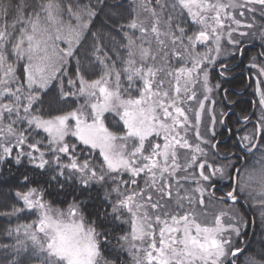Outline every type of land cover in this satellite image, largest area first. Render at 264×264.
<instances>
[{
	"label": "snow or ice",
	"instance_id": "1",
	"mask_svg": "<svg viewBox=\"0 0 264 264\" xmlns=\"http://www.w3.org/2000/svg\"><path fill=\"white\" fill-rule=\"evenodd\" d=\"M107 7L0 0V163L24 169L22 206L3 215L35 217L6 230L0 264H264V240H240L245 207L264 222V50L250 63L260 116L235 151H221L215 114L205 123L210 71L223 77L243 38L264 49V0H140L114 24L126 41L115 57L93 30ZM100 190L111 212L90 210ZM213 201L228 209L208 222ZM106 221L127 225L119 250Z\"/></svg>",
	"mask_w": 264,
	"mask_h": 264
},
{
	"label": "trees",
	"instance_id": "2",
	"mask_svg": "<svg viewBox=\"0 0 264 264\" xmlns=\"http://www.w3.org/2000/svg\"><path fill=\"white\" fill-rule=\"evenodd\" d=\"M95 3V0H93ZM140 0H106V3L109 5V7L104 8L103 12L100 14L99 19L96 21L95 28L93 30L99 31L101 34V44L104 46L105 50L109 52V55H112L115 57L116 50L119 48V45L121 43H126V41L123 40V32L119 30L117 26H114L115 23L119 24H126L128 20L132 17L134 14L133 9L137 8V5L139 4ZM145 3L148 2V0H144ZM119 4L120 7L117 8L116 5ZM155 5V0H151V6ZM113 13H116V15H113ZM111 17V18H110ZM127 31V29H124ZM139 35V33H137ZM244 43H252L254 45H258L261 48V42L257 38L255 40L250 38H243ZM243 43V44H244ZM91 41H89V44L86 46V48H90ZM120 51H123L120 49ZM82 59L85 63H87L88 59V53L86 51L81 52ZM72 69H70V72ZM91 78H95V76H91ZM217 84L216 80L214 79V76H211L210 74V86L213 87V92L210 94V100L205 102L206 107V113H205V119L207 117V120H205L206 124L211 120V115L215 114L217 118V123L215 125V130L217 132L216 139L219 137L218 131H217V125L219 123V117L217 116V109H218V102L220 99V95L217 92V89L215 88V85ZM54 93L52 97L46 98L45 107H48V100L54 98ZM200 98L202 99L203 96L201 95ZM215 101V104L212 103V101ZM82 102V101H81ZM74 104L68 103V104H56L55 102L52 103V109L55 110L58 107L63 108H70L74 107ZM210 122L208 123V125ZM234 139L232 137V142L228 143V147H222L221 151H228L232 150L235 151V145L233 144ZM31 167V166H27ZM24 169L20 166H17L15 164L10 163H0V245H9L11 246L13 243H15V235L8 236L7 235V229H14L18 224H26L31 223L35 217L28 213L27 211L22 212L18 215H12L7 216L3 215V213L11 212L12 207L15 204L16 207H20L19 203L17 204V201L15 200L14 192L17 190V182L16 179L20 174V171H23ZM227 181H218L217 185H227ZM51 191V189H50ZM48 199H53L54 197H47ZM13 200V202L11 201ZM63 197L57 198V203L59 206L66 207V204H60V201H63ZM71 197H69L70 201ZM227 208L228 205L217 203L216 201H213L210 203L207 207L208 214L207 217L213 218V215L215 214V209L218 208ZM90 210L92 212L100 211L101 214L104 211L111 212V207L108 204L107 201L103 200V190H100V195L97 197L94 193V199L89 204ZM248 207L249 210V216L242 210V214L245 217L246 225L242 228L243 233L246 235H243V241H250L253 244V247H258L261 242V228L259 226V222L257 220V217L255 213H253L252 209ZM214 208V209H213ZM93 219H95V216H93ZM119 224V222H117ZM105 227L108 228L109 231L113 232V236L111 238L112 245L117 246L118 249V241L117 237H119L122 234L121 229L127 230V225H120L117 227L116 225L109 224L108 221L105 222ZM263 233V231H262ZM121 259L123 260L126 258L127 254L125 252H121ZM12 256L11 249H9L7 252L0 247V262L5 261L6 259L10 258Z\"/></svg>",
	"mask_w": 264,
	"mask_h": 264
},
{
	"label": "flooded vegetation",
	"instance_id": "3",
	"mask_svg": "<svg viewBox=\"0 0 264 264\" xmlns=\"http://www.w3.org/2000/svg\"><path fill=\"white\" fill-rule=\"evenodd\" d=\"M241 47L245 49L243 55L237 54L235 57L227 56L225 62L228 64L229 70L223 77L219 75V64L210 71L211 76H214L217 84L221 85L217 89L220 95L217 116L219 117V121L223 119L224 123L221 124L219 122L216 127L219 134L217 140L221 142L220 148L228 147V143L232 142V137L234 139L233 144L235 145L238 140L237 136L251 131L253 124L260 116L259 97L255 91L258 77L256 69L250 68V63L252 62V58L257 57V54L264 49L252 43H244ZM257 62H260L259 59ZM224 89H227L226 96ZM221 113L224 115L221 116ZM245 116L250 118V122H244L243 117ZM224 140L225 142L222 143ZM217 186L221 187L217 191V196L227 190L226 185ZM243 211L249 216L248 208L247 210L244 208Z\"/></svg>",
	"mask_w": 264,
	"mask_h": 264
},
{
	"label": "rangeland",
	"instance_id": "4",
	"mask_svg": "<svg viewBox=\"0 0 264 264\" xmlns=\"http://www.w3.org/2000/svg\"><path fill=\"white\" fill-rule=\"evenodd\" d=\"M205 120H207V117H206V119ZM210 121H209V119H208V122H207V124L209 123ZM206 123V122H205ZM210 125V124H209ZM250 132V131H249ZM243 135V134H242ZM241 135H238L237 136V139H239V137H240ZM11 201L13 202V200L11 199ZM17 204H18V202H17ZM19 205H20V207L22 206V204L21 203H19ZM251 209H252V211H253V213H255V215H256V217H257V220H258V222H259V226H260V228H261V230L263 231V233H262V231H261V240H264V222H262V220H261V217H260V214H259V211L256 209V208H253V207H251V206H249ZM214 209V208H213ZM222 208H220V206H219V209L218 208H216L214 211H215V213H217V212H219L220 210H221ZM224 210H227L228 209V207L226 208H223ZM206 212H207V214L209 213L208 212V210L206 209ZM207 220H208V222H211V218H209V217H207ZM243 232V231H242ZM240 239H243V235L240 237Z\"/></svg>",
	"mask_w": 264,
	"mask_h": 264
},
{
	"label": "water",
	"instance_id": "5",
	"mask_svg": "<svg viewBox=\"0 0 264 264\" xmlns=\"http://www.w3.org/2000/svg\"><path fill=\"white\" fill-rule=\"evenodd\" d=\"M225 142V140L224 141H222V143H224ZM221 143V142H220ZM220 187L219 186H217V189H219ZM229 203H231V202H229ZM245 209H246V207H245ZM247 210V209H246Z\"/></svg>",
	"mask_w": 264,
	"mask_h": 264
}]
</instances>
